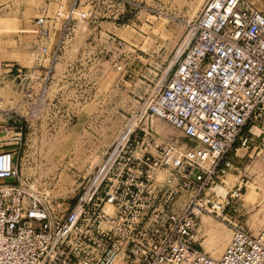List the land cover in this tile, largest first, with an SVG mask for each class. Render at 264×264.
Listing matches in <instances>:
<instances>
[{
  "label": "built area",
  "instance_id": "1",
  "mask_svg": "<svg viewBox=\"0 0 264 264\" xmlns=\"http://www.w3.org/2000/svg\"><path fill=\"white\" fill-rule=\"evenodd\" d=\"M100 1L116 2L120 11L126 3ZM77 3L56 13L63 26L51 48L41 44L50 33L44 11L35 19L39 65L26 78L62 59L63 29L73 16L85 18ZM186 31L175 70L145 112L188 146L159 150L144 147L146 133H123L67 209L29 192L16 153L0 151V264H264V227L252 235L226 220L244 186L223 200L214 191L233 167L228 157L236 146L247 149L261 135L264 141V0H207ZM203 216L227 222L232 233L217 262L195 246Z\"/></svg>",
  "mask_w": 264,
  "mask_h": 264
},
{
  "label": "rangeland",
  "instance_id": "2",
  "mask_svg": "<svg viewBox=\"0 0 264 264\" xmlns=\"http://www.w3.org/2000/svg\"><path fill=\"white\" fill-rule=\"evenodd\" d=\"M72 1L0 0V151L16 153L21 180L43 201L63 209L78 199L128 127L130 133H146L144 147L188 146L180 132L145 109L152 92L175 70L185 48L186 24L207 0H124L121 11L116 2L99 0L94 6L78 0L75 10L79 7L85 18L73 16L63 29L62 59L26 78L39 65L31 21L44 11L50 33L41 44L51 48L63 26L56 13L68 10ZM81 63L87 68L77 72ZM252 133L260 134L258 129ZM236 148L228 157L233 167L214 191L223 200L236 185L244 186L226 220L255 235L264 227L262 135L249 148ZM200 223L199 231L206 232L200 239L203 252L217 262L231 240L228 223L210 216ZM216 236L224 239L220 250Z\"/></svg>",
  "mask_w": 264,
  "mask_h": 264
},
{
  "label": "crops",
  "instance_id": "3",
  "mask_svg": "<svg viewBox=\"0 0 264 264\" xmlns=\"http://www.w3.org/2000/svg\"><path fill=\"white\" fill-rule=\"evenodd\" d=\"M29 28L32 30V28H33V21H31ZM202 232L203 231H201L200 233H197L196 234V237H195L196 245L195 246H196L197 249H201L203 251L204 248H202V246H201L200 239L204 236V233H206V232L205 231H204V233H202ZM215 244H216V247L220 250L221 248H223L224 241L223 240H220V241L216 242Z\"/></svg>",
  "mask_w": 264,
  "mask_h": 264
},
{
  "label": "bare ground",
  "instance_id": "4",
  "mask_svg": "<svg viewBox=\"0 0 264 264\" xmlns=\"http://www.w3.org/2000/svg\"><path fill=\"white\" fill-rule=\"evenodd\" d=\"M130 130V128L128 127V129H127V132H124V133H128V131ZM30 189H29V192H31V193H34V191H32L31 189V187H29ZM34 194H36V193H34ZM36 196H37V194H36ZM39 197V196H38ZM201 226V225H200ZM200 228V227H199ZM199 228L197 229V233H200L201 231H199ZM216 235V234H215ZM216 242H218V241H220V240H223L224 241V239L222 238V237H219V236H216V238L214 239ZM230 242V241H229ZM229 244V243H228ZM227 244V245H228ZM226 245V246H227ZM223 253V252H222ZM206 254V253H205ZM221 257V256H220ZM220 259V258H219ZM218 259V260H219Z\"/></svg>",
  "mask_w": 264,
  "mask_h": 264
}]
</instances>
